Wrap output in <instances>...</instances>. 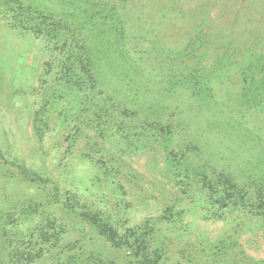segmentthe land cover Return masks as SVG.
Here are the masks:
<instances>
[{"label":"rangeland","instance_id":"374dc122","mask_svg":"<svg viewBox=\"0 0 264 264\" xmlns=\"http://www.w3.org/2000/svg\"><path fill=\"white\" fill-rule=\"evenodd\" d=\"M76 2L122 7L130 35L127 70L80 89L0 10V264H138L87 215L159 264H264V0Z\"/></svg>","mask_w":264,"mask_h":264},{"label":"trees","instance_id":"16d2710c","mask_svg":"<svg viewBox=\"0 0 264 264\" xmlns=\"http://www.w3.org/2000/svg\"><path fill=\"white\" fill-rule=\"evenodd\" d=\"M59 1L70 8V13L67 16L73 21L57 22L52 20L49 22L50 13L44 12L39 7L37 13L29 7H25L20 0H1L0 10L3 13L12 14L11 16L16 19L18 26L38 28L39 37L42 35L49 37V44L52 43L51 49L53 52L57 50L59 53L54 54L48 66L51 70L54 66L59 68L55 71V77L66 79L71 87L73 85L80 89L85 84V79L93 77L95 68L99 72L100 66L104 62L107 69L113 74H117L118 69L120 73L127 70L124 69L126 63H123L121 58L124 57L126 47L124 43H126V39H130L128 38L130 35L122 7L113 3L79 5L76 0ZM8 5L11 6L8 7ZM36 14H38V18L34 16ZM83 32H87V35L85 36ZM116 51H120L119 59H116L118 53L114 54ZM120 73L118 72V74ZM259 176L262 178L261 175ZM223 180H226L225 184L229 192L225 194L228 196L227 198H230L232 193L229 189L232 186V181L227 176L223 177ZM215 186L214 182H208L211 195ZM87 218L96 225L100 234L104 235L114 246L131 247L132 254L138 258V264H159V255L149 253L145 243V245L138 243L133 247L129 245V240L133 242L137 238L131 239L130 237L128 239L123 234H119L112 226L106 223H97L89 215Z\"/></svg>","mask_w":264,"mask_h":264}]
</instances>
